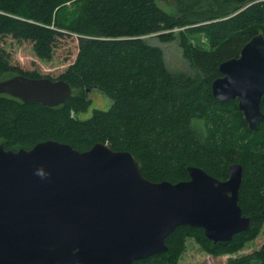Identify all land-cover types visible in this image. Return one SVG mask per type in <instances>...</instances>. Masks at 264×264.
<instances>
[{"label": "trees", "instance_id": "obj_1", "mask_svg": "<svg viewBox=\"0 0 264 264\" xmlns=\"http://www.w3.org/2000/svg\"><path fill=\"white\" fill-rule=\"evenodd\" d=\"M171 5L175 13L157 0H0V37L28 41L40 57H51L61 38L77 35V57L59 79L80 89L53 107L0 94V144L17 150L53 139L84 151L101 141L131 151L153 181L189 179V165L224 180L228 166L241 162L239 203L250 227L230 242H211V251L229 252L264 222V122L251 130L238 100H217L211 85L222 75L223 61L239 57L250 39L264 34V0H171ZM197 33L207 36L208 47L191 42ZM150 34L165 42L178 39L194 71L170 69L162 48L145 39ZM10 70L42 77L12 65L0 45V75ZM89 87L104 94L107 109L91 108ZM189 228L178 226L165 252L132 264L174 261ZM235 262L264 264V245Z\"/></svg>", "mask_w": 264, "mask_h": 264}, {"label": "water", "instance_id": "obj_2", "mask_svg": "<svg viewBox=\"0 0 264 264\" xmlns=\"http://www.w3.org/2000/svg\"><path fill=\"white\" fill-rule=\"evenodd\" d=\"M219 69L214 97L237 99L257 130L264 122V34ZM72 91L64 79L19 74L0 81V94L49 107ZM187 170L186 180H150L131 151L101 141L84 151L53 139L17 150L0 144V264H132L165 252L181 225L203 228L215 243L249 229L239 203L241 162L229 165L224 180L200 166Z\"/></svg>", "mask_w": 264, "mask_h": 264}, {"label": "rangeland", "instance_id": "obj_3", "mask_svg": "<svg viewBox=\"0 0 264 264\" xmlns=\"http://www.w3.org/2000/svg\"><path fill=\"white\" fill-rule=\"evenodd\" d=\"M157 3L166 11L175 13L171 0H157ZM145 39L162 48L167 66L170 69L194 71L189 60L185 58L178 39L165 42L160 40L157 34L146 35ZM190 39L195 45L208 47V38L205 34L197 33L191 35ZM0 45L9 52L12 65L25 71L40 74L42 77H51V79H59L60 75L75 61L79 51L77 35L61 38L53 55L49 58L38 56L32 43L28 41L19 42L11 36L0 37ZM19 74L21 73L17 70H10L0 75V81ZM78 93H80V89L74 88L73 94ZM88 96L92 99L91 108L107 109L109 102L102 92L92 90ZM89 115L90 112L82 116L88 117ZM203 235L204 237H202ZM206 239L208 238L203 228L191 226L180 241L181 250L172 259L174 261H163L158 264H239L235 260L253 253L264 245V222L254 237L236 242L238 247L233 251L215 253L211 251L215 244L211 243L212 240ZM253 263H257V261Z\"/></svg>", "mask_w": 264, "mask_h": 264}]
</instances>
